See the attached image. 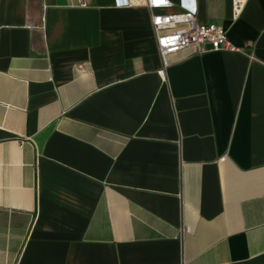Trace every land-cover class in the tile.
Wrapping results in <instances>:
<instances>
[{"label":"crops","instance_id":"0c3cea01","mask_svg":"<svg viewBox=\"0 0 264 264\" xmlns=\"http://www.w3.org/2000/svg\"><path fill=\"white\" fill-rule=\"evenodd\" d=\"M122 1L0 0V264H264V0L162 73Z\"/></svg>","mask_w":264,"mask_h":264},{"label":"built area","instance_id":"2783aa9c","mask_svg":"<svg viewBox=\"0 0 264 264\" xmlns=\"http://www.w3.org/2000/svg\"><path fill=\"white\" fill-rule=\"evenodd\" d=\"M116 4L119 0H115ZM247 0H232V19L238 18ZM123 5H143L149 15V24L154 38L157 54L160 59L162 73L166 66V55L183 48L194 46L199 53L207 50H237L228 37L225 26L215 23H199L198 7L189 5L187 0H179L180 12H163L174 7L171 0H123ZM85 5V3H82ZM187 23V27L177 28L178 24ZM163 75V74H161ZM189 227L182 229L189 233ZM184 264V263H183Z\"/></svg>","mask_w":264,"mask_h":264}]
</instances>
